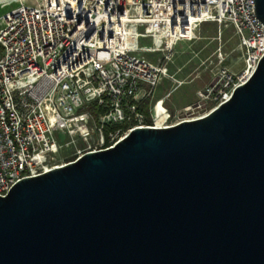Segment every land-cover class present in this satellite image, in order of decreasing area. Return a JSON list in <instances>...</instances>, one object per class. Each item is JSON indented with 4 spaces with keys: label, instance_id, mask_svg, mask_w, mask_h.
<instances>
[{
    "label": "water",
    "instance_id": "95a60500",
    "mask_svg": "<svg viewBox=\"0 0 264 264\" xmlns=\"http://www.w3.org/2000/svg\"><path fill=\"white\" fill-rule=\"evenodd\" d=\"M0 264H264V54L204 117L15 182Z\"/></svg>",
    "mask_w": 264,
    "mask_h": 264
},
{
    "label": "built area",
    "instance_id": "2783aa9c",
    "mask_svg": "<svg viewBox=\"0 0 264 264\" xmlns=\"http://www.w3.org/2000/svg\"><path fill=\"white\" fill-rule=\"evenodd\" d=\"M205 22L234 29L241 69L218 70L173 120L169 93L155 99L149 123L138 106L168 77L169 56L153 63L141 50L170 52ZM263 54L253 0H18L0 15V196L19 179L112 147L135 127H157L159 117L160 127L204 117Z\"/></svg>",
    "mask_w": 264,
    "mask_h": 264
},
{
    "label": "rangeland",
    "instance_id": "374dc122",
    "mask_svg": "<svg viewBox=\"0 0 264 264\" xmlns=\"http://www.w3.org/2000/svg\"><path fill=\"white\" fill-rule=\"evenodd\" d=\"M17 4L18 0H0V15ZM146 45L150 46V42ZM141 53L153 63L169 56L166 61L168 77L155 88L148 105L169 93L164 106L171 120L177 111L196 101L197 90L203 89L218 70L226 68L237 72L242 66L241 46L234 29L212 22L199 24L191 39L179 40L170 52L141 50ZM161 120L163 122L164 117Z\"/></svg>",
    "mask_w": 264,
    "mask_h": 264
},
{
    "label": "trees",
    "instance_id": "16d2710c",
    "mask_svg": "<svg viewBox=\"0 0 264 264\" xmlns=\"http://www.w3.org/2000/svg\"><path fill=\"white\" fill-rule=\"evenodd\" d=\"M148 104H149L148 99H146V100L139 103L138 109L141 113H143L146 116L147 121L150 123V117H149V112H148L149 105ZM100 112H102L101 108H98L95 110L96 115L99 114ZM116 127H118V125H115L112 127H107L106 131H108L109 129H115Z\"/></svg>",
    "mask_w": 264,
    "mask_h": 264
},
{
    "label": "bare ground",
    "instance_id": "6f19581e",
    "mask_svg": "<svg viewBox=\"0 0 264 264\" xmlns=\"http://www.w3.org/2000/svg\"><path fill=\"white\" fill-rule=\"evenodd\" d=\"M162 124H163V122H162V120H161V117H159L158 119H156V123H155V125H156L157 127L162 126Z\"/></svg>",
    "mask_w": 264,
    "mask_h": 264
},
{
    "label": "crops",
    "instance_id": "0c3cea01",
    "mask_svg": "<svg viewBox=\"0 0 264 264\" xmlns=\"http://www.w3.org/2000/svg\"><path fill=\"white\" fill-rule=\"evenodd\" d=\"M168 95H169V94H168ZM166 97H167V96H166ZM166 97H165V98H166ZM164 101H165V99H164Z\"/></svg>",
    "mask_w": 264,
    "mask_h": 264
}]
</instances>
